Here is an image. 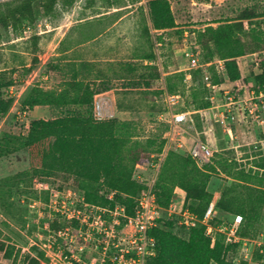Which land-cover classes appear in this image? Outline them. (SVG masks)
<instances>
[{"label": "rangeland", "instance_id": "1", "mask_svg": "<svg viewBox=\"0 0 264 264\" xmlns=\"http://www.w3.org/2000/svg\"><path fill=\"white\" fill-rule=\"evenodd\" d=\"M16 1L0 0V4ZM168 1L175 26L165 31L152 30L147 0H59L51 15L42 17L36 12L34 22L17 35L9 28L0 27V74L14 88V102L0 120V243L12 249L11 259H0V264H23L24 256L38 251L44 253L43 264H65L64 257L71 252L78 253V246L83 248L80 254L85 261H97L104 252V241L109 237L103 234H93L83 240L79 236L82 232L70 223L68 231L60 237L51 232L49 224L56 218L55 214L64 217L76 206V203H69L67 191H74L76 198L82 192L72 178L34 173L27 152L21 146L31 121L51 120L73 114L75 110L73 105L65 109L39 106L20 114L23 94L33 86L59 92L73 76L96 82L97 77H101L103 80L98 84L112 90L110 110L119 124L117 133L127 138V158L150 157L163 140V148L166 147L170 113L189 112V120L183 126L188 134L182 139L184 147L177 148L172 143L169 149H178L187 155L194 138L212 149L208 190L213 194V201L222 195L225 207L233 211L242 207L249 217V223L243 220L239 224L240 234L245 237L234 242L223 228H228L237 215L220 209L213 212L211 226L229 247L226 262L264 264V258L258 260L255 255L258 251L264 256V249H261L264 247V200L259 207L254 203L255 206L249 208L263 197L264 171L259 166L264 161V129L240 113L236 122L227 124L232 130L229 139L225 127L214 114L223 110L216 107L223 104L225 93H234L233 85L221 76L223 86L213 93L202 80L194 83L190 77L186 80L190 71L183 57L185 46L191 44L192 50L199 31L233 22L243 12L252 16L243 23L246 32L256 35L260 39L258 46H264V0ZM35 8L37 10L36 5ZM195 46L194 50L200 53L199 63L204 66L202 70L211 74L207 63L203 64L208 59L206 51L196 43ZM260 47L237 59L241 76L249 81L250 87L253 86L252 76L259 72L256 67L264 66V49ZM70 49L74 51L65 53ZM92 59L107 61L95 63V71L87 63ZM82 64L88 68L81 69ZM150 66L158 70L159 76L149 69ZM150 74L154 79L152 85L146 87L142 84L150 82ZM170 76H175L171 79V87L180 100L169 107L165 95H173L166 89ZM180 77L183 78L181 84ZM248 98L249 95L242 97ZM205 102H209L206 110H194ZM145 163L147 161L138 163L141 166L138 169L134 166L133 175L149 182L155 173ZM160 171L161 168L158 173ZM171 196L182 201V194L176 187L172 188ZM103 209L109 227L108 211L111 210ZM122 220L125 219L121 218L120 225L115 228L117 236L128 232ZM70 236H74L75 243L69 242ZM110 253L107 248L106 255Z\"/></svg>", "mask_w": 264, "mask_h": 264}, {"label": "trees", "instance_id": "2", "mask_svg": "<svg viewBox=\"0 0 264 264\" xmlns=\"http://www.w3.org/2000/svg\"><path fill=\"white\" fill-rule=\"evenodd\" d=\"M58 1L18 0L13 3H1L0 27L9 28L17 35L34 22L36 12L42 17L51 15ZM147 7L153 31H165L175 26L168 0H147ZM251 17L243 12L233 22L220 24L215 28L206 27L199 31L195 38L196 45L207 53L208 59L203 64L215 60L223 61L224 77L233 85L234 93L231 95L237 98L248 96L251 91L255 94H264V66L256 67L259 72L252 76L253 86L250 87L249 81L241 76L237 65L238 58L254 53L260 47L258 46L260 39L251 32H246L243 24ZM260 48L264 49V46ZM81 66L85 67L86 64ZM203 67L202 65L190 70L188 74L192 83L203 81L205 74H209L211 85L222 84L213 64L209 66L211 74L204 73ZM149 69L154 70L152 72L159 76L154 66H150ZM153 76L150 74V82L142 85L151 86ZM173 77L175 76L167 78L166 89L176 94V90L171 87ZM182 81L183 78L180 77V84ZM11 86H13L11 82L0 74V120L5 117L14 102L13 97H9L7 93ZM206 88L209 90L207 86ZM109 89L107 85L77 80L75 76L59 92L44 91L39 86L29 87L20 99V114H26L39 106L65 109L73 105L75 110L73 114L67 113L51 120L31 121L21 146L27 152L29 166L34 173L72 178L82 192L80 198L84 203L99 208L108 207L110 210L115 206L123 207L125 215L131 217L134 214L136 198L144 188L134 178V166L153 160L151 155L162 152L165 140L150 157L127 158L125 154L127 138L117 133L118 121L113 118L97 121L92 115L94 96ZM208 107L209 102H205L197 105L194 110H206ZM212 159L213 154L210 162L199 168L188 153L184 155L178 149H169L166 152L154 184L157 204L161 208H167L172 199V188L176 187L182 194V207L188 209L198 223L186 229L178 224L179 218L174 216L158 220L157 226L149 231V236L155 241V254L147 259L146 264H228L225 256L229 247L225 245L223 236L214 231V241L211 242V238L205 234L206 227L200 223L206 208L213 201V194L208 190L211 179V172L208 169H211L209 165ZM259 168L264 171V161ZM261 194L263 197L252 201L253 205L249 208L255 205L259 207L263 203L264 191ZM216 209L227 213L234 212L236 217L240 218V222L244 220L245 224L249 223L247 210L241 207L233 211L225 207L222 195L214 201L213 212ZM55 216L49 228L56 234L67 228L69 222L57 213ZM71 224L74 228L77 227L75 222ZM236 236L239 241L245 237L244 234H240L239 225ZM255 255L258 260L264 258L258 251ZM11 257L12 249L0 243V259L9 260ZM44 260V253L38 251L34 255L24 256L23 264H43Z\"/></svg>", "mask_w": 264, "mask_h": 264}, {"label": "built area", "instance_id": "3", "mask_svg": "<svg viewBox=\"0 0 264 264\" xmlns=\"http://www.w3.org/2000/svg\"><path fill=\"white\" fill-rule=\"evenodd\" d=\"M194 44V45H193ZM189 47V50H187ZM190 46H185L183 51V57L185 59L188 70H194L202 65L199 63L200 53L194 49L195 42L192 43V50ZM215 65V73L219 78L224 77V67L222 60H215L212 63H207L208 66ZM256 66L258 64H255ZM190 75L186 76L189 78ZM225 78V77H224ZM203 82L209 88L211 92L220 91L221 85H211L210 75L205 74L203 77ZM13 86L8 88V96L13 97L12 92ZM264 94H255L254 91L249 93V98L242 99V97H235L230 93L224 94V102L220 106L216 107L222 108V111H217L214 115L219 119L218 121L225 127V132L229 139L232 138L231 127L227 124H233L236 122V116L242 114L245 118L251 121H256L264 129ZM180 96L178 94L165 95V102L170 107L175 103H178ZM257 100H260L258 103ZM110 103L107 98L100 95H95L92 103V115L97 121L108 120L113 118V114L110 110ZM25 114V113H23ZM189 120V112H174L170 113L169 119L167 120V125L169 130L166 136V147L163 148L162 152L158 155H151L153 160L148 161L144 165L151 168L155 173V176L151 178L149 182L146 179H141L139 176H134V178L141 183L144 188L140 191L138 197L136 198V204L134 208V214L131 217L125 215L123 207L115 206L111 211H108L111 218V225L106 226V220L104 218L105 210L103 208L94 207L83 202V199L77 196L74 191H67V196L70 200V204L74 205L75 208L72 211H68L65 214V219L71 224L75 222L77 224L76 229L78 232H82L79 236L86 240L90 238L93 234H103L105 237H109L105 240V246L103 247V254L101 258L97 261H85L82 259L80 252L82 251V246H78L76 249L78 253L71 252L68 256H65V264H146V261L151 256L155 254V241L149 236V231L157 226L158 220L165 218L169 219L174 217L179 218L178 224L184 226L186 229L194 227L198 221L196 217L188 211V209L182 207V201L171 199L167 208H161L156 201V195L154 193V184L157 178L158 171L160 169L161 163L172 143L176 144L177 148L184 147L182 141L183 138L188 136L187 132L184 131L183 126L187 124ZM188 154L195 161L199 168L203 165L208 164L212 157V149L204 144L197 138L192 139L190 145L187 148ZM141 167L139 164L135 165L138 169ZM79 205V207H77ZM214 208V201H212L204 212L202 225L206 227V236L211 238V242L214 241L213 231L214 229L210 225L212 220ZM64 213V212H63ZM121 218L125 219V224L128 227V232L122 235H116L115 228L120 225ZM234 222L228 227L223 228L228 235L232 236L233 241H239L236 236V231L240 223V218L235 217ZM68 228L58 231L56 234L58 237L64 235ZM74 236L69 237V242L75 243L73 240ZM75 248V247H74ZM110 249L111 253L106 255V250Z\"/></svg>", "mask_w": 264, "mask_h": 264}, {"label": "crops", "instance_id": "4", "mask_svg": "<svg viewBox=\"0 0 264 264\" xmlns=\"http://www.w3.org/2000/svg\"><path fill=\"white\" fill-rule=\"evenodd\" d=\"M71 51H74V49H70V50H68L67 52H65V53H69V52H71ZM88 61V60H87ZM105 61H107V60H105V59H101V60H96V59H92V60H90V61H88L87 63H90L89 64V67L90 68H92V69H94L95 71H96V65H94L95 63H102V62H105ZM75 62V61H74ZM84 63V62H83ZM87 66V65H86ZM82 67L81 66V69H87L88 67ZM93 66H95V67H93ZM98 79H97V82H96V80L94 79V80H83V81H85V82H87V81H92V82H95V83H97L98 84V81H102L103 80V78H101V77H97ZM101 79V80H100ZM77 80H79V79H77ZM101 83V82H100ZM230 84V83H229ZM221 86H223V84L221 85ZM111 93H112V90L111 89H109V90H107V91H105V92H102V93H100V94H97V95H100V96H102V97H105V98H107L108 99V101H109V103H110V106H111V101L113 102V100H112V98L110 97V95H111ZM111 108V107H110Z\"/></svg>", "mask_w": 264, "mask_h": 264}]
</instances>
